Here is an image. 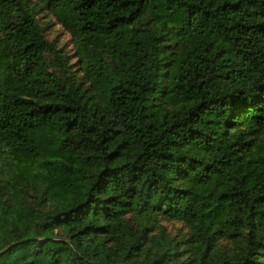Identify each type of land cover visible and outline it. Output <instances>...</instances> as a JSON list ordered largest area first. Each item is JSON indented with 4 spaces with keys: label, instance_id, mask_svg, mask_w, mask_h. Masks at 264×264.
<instances>
[{
    "label": "trees",
    "instance_id": "trees-1",
    "mask_svg": "<svg viewBox=\"0 0 264 264\" xmlns=\"http://www.w3.org/2000/svg\"><path fill=\"white\" fill-rule=\"evenodd\" d=\"M48 8L87 86L0 0V264H264V0Z\"/></svg>",
    "mask_w": 264,
    "mask_h": 264
},
{
    "label": "rangeland",
    "instance_id": "rangeland-1",
    "mask_svg": "<svg viewBox=\"0 0 264 264\" xmlns=\"http://www.w3.org/2000/svg\"><path fill=\"white\" fill-rule=\"evenodd\" d=\"M22 4H25L31 9L43 31V35L47 42L59 53V56L65 59L66 65L69 67V72L72 73L73 78L76 81L81 82L87 86L86 82H83V73L79 70V61L77 59V47L78 43L76 38L72 35L67 26L62 23L50 9L48 8L49 0H19ZM144 26L142 29L149 30L155 28L154 20L151 15H147L143 21ZM163 44L166 47L168 53L175 49V42L168 36H163ZM6 51L4 42L2 41L0 34V54H4ZM46 61L49 65L51 72L57 73L58 70L54 63V59L51 55L46 56ZM60 72V71H59ZM83 86V85H82ZM155 232H165L171 237H180L188 235L187 229L179 223L160 221L155 224ZM239 244L232 242H222L219 246L221 252L232 253L235 252Z\"/></svg>",
    "mask_w": 264,
    "mask_h": 264
}]
</instances>
